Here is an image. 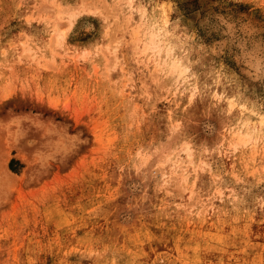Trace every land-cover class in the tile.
Masks as SVG:
<instances>
[{
  "label": "rangeland",
  "instance_id": "obj_1",
  "mask_svg": "<svg viewBox=\"0 0 264 264\" xmlns=\"http://www.w3.org/2000/svg\"><path fill=\"white\" fill-rule=\"evenodd\" d=\"M0 264H264V0H0Z\"/></svg>",
  "mask_w": 264,
  "mask_h": 264
},
{
  "label": "bare ground",
  "instance_id": "obj_2",
  "mask_svg": "<svg viewBox=\"0 0 264 264\" xmlns=\"http://www.w3.org/2000/svg\"><path fill=\"white\" fill-rule=\"evenodd\" d=\"M152 41V40H151ZM176 67H174V69H175ZM178 74V73H177ZM177 76H180V75H177Z\"/></svg>",
  "mask_w": 264,
  "mask_h": 264
}]
</instances>
